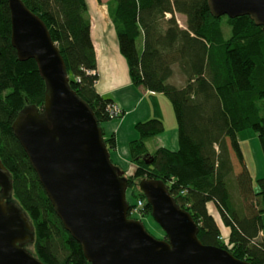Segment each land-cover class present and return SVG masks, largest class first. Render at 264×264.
<instances>
[{
  "label": "trees",
  "instance_id": "trees-1",
  "mask_svg": "<svg viewBox=\"0 0 264 264\" xmlns=\"http://www.w3.org/2000/svg\"><path fill=\"white\" fill-rule=\"evenodd\" d=\"M22 1L47 25L71 87L100 124L112 121L115 116L107 106L113 101L95 88L97 55L86 0ZM107 5L132 81L165 95L178 124V150L160 149L153 155L145 140L163 133L164 122L150 119L136 125L140 138L130 149L138 168L135 180L125 176L128 188H134L133 197L127 191L129 206L146 201L139 188L143 179L163 180L199 225L198 237L205 245L264 264V239H259L264 232V178L254 179L239 139L241 131L254 130L264 153V27L250 16H224L232 28L226 37L224 17L211 13L208 0H109ZM176 13L187 17V28L180 27ZM11 37L9 0H0V159L12 176L14 198L34 225L37 257L45 264H90L55 213L14 134L13 123L23 109L43 110L46 84L34 59L18 60ZM174 67L186 78L182 87L169 82ZM105 140L111 153L115 137ZM172 178L176 186L168 184ZM211 202L230 229L231 249L209 211ZM145 212H152L147 201Z\"/></svg>",
  "mask_w": 264,
  "mask_h": 264
},
{
  "label": "water",
  "instance_id": "water-1",
  "mask_svg": "<svg viewBox=\"0 0 264 264\" xmlns=\"http://www.w3.org/2000/svg\"><path fill=\"white\" fill-rule=\"evenodd\" d=\"M208 4L218 18L250 16L264 27V0ZM9 9L18 60L34 59L46 84L43 110L26 107L12 128L55 213L90 264H252L205 245L199 225L163 180L145 178L139 188L168 240L155 238L141 221L129 218L125 171L112 161L95 112L71 87L47 25L22 0H9ZM34 242V225L14 198L12 176L0 159V264H45L27 249Z\"/></svg>",
  "mask_w": 264,
  "mask_h": 264
},
{
  "label": "crops",
  "instance_id": "crops-1",
  "mask_svg": "<svg viewBox=\"0 0 264 264\" xmlns=\"http://www.w3.org/2000/svg\"><path fill=\"white\" fill-rule=\"evenodd\" d=\"M105 9L106 6L103 3L93 6V10H90L89 13L91 36L97 55L98 81L95 88L101 96L116 103L124 113L122 118L102 124V128L105 138L115 137L116 140V149L111 152L112 161L116 166L125 167L130 161L129 144L140 138L136 130L138 123L150 119H160L164 122L165 131L145 141L151 155L160 148L171 151L178 150V124L173 106L165 95L149 92L143 87L136 86L132 81L128 62L120 51L116 29L109 17L108 10ZM140 45L142 47V40ZM239 139L245 158L246 152H250L253 158L255 156L258 159L259 169L264 174V166L259 160L262 150L257 137L246 138L239 135ZM245 141L250 143L248 148ZM248 167L250 168L249 165ZM252 175L256 180L260 173L258 172L256 175L252 173ZM213 205V202L208 204L209 211L217 221L222 235L227 236L230 234V229L223 222H219L217 217L220 215L217 209L213 210Z\"/></svg>",
  "mask_w": 264,
  "mask_h": 264
},
{
  "label": "rangeland",
  "instance_id": "rangeland-1",
  "mask_svg": "<svg viewBox=\"0 0 264 264\" xmlns=\"http://www.w3.org/2000/svg\"><path fill=\"white\" fill-rule=\"evenodd\" d=\"M87 2V5H88V10H89V13H90V10H93V6H96V5H99V4H105L106 6V9L108 10V0H86ZM105 9V10H106ZM108 14H109V10H108ZM110 17V15H109ZM175 17L177 19V22L178 24L180 25V27L182 28H187V17L185 15H182V14H179V13H176L175 14ZM224 17V16H223ZM226 17V16H225ZM221 18V25H222V28L223 30L225 31V34H226V37H230L231 34H232V28L229 26L228 24V21L226 18ZM111 19V17H110ZM141 46V45H140ZM141 49V47H140ZM79 81V80H78ZM185 81H186V78L185 76L182 74L181 70L178 68V67H174V75L173 77L171 78V80L169 81L170 83L178 86V87H182L185 85ZM113 105V106H112ZM108 110L110 111V113L113 115L115 110L119 107L116 103H111L109 104L108 106ZM153 107V106H152ZM121 110V109H120ZM122 114V115H121ZM124 115V113L121 111L118 115L115 116V119H118V118H122V116ZM165 116L167 117V114H165ZM160 135V134H159ZM240 135L243 137H246V138H251V137H257L259 143H260V140H259V137L257 135V133L252 130V129H248V130H244V131H241L240 132ZM158 136V135H157ZM156 137V136H155ZM111 138V137H110ZM154 138V137H153ZM150 139V138H149ZM147 139V140H149ZM146 141V140H145ZM132 143V142H131ZM131 143L129 144V162H128V165L123 167V166H118L122 171H125V176L128 178V179H133L135 180V178H133V175L136 171V169L138 168V164L136 163V161H133L132 159V156H131ZM146 143V142H145ZM245 145L246 147L248 148V146H250V143L248 141H245ZM245 145L243 146L244 150H245ZM147 147V146H146ZM260 147H261V143H260ZM116 149V148H115ZM161 149V148H160ZM158 149V150H160ZM157 150V151H158ZM261 150H262V147H261ZM156 151V152H157ZM155 152V153H156ZM150 156V154H147ZM149 158V157H147ZM260 162H261V165L264 166V153H263V150H262V156L260 157ZM246 161H247V164L250 166L251 168V171L254 175H256L258 172L260 173V176L258 177V179H261V178H264V174L261 173V169H259V163H258V159L254 156L253 158V155L250 153V152H246ZM138 182V181H136ZM166 185H167V182H165ZM172 186H176L177 185V182L176 180H174L173 178L170 180V182L168 183ZM127 187H128V184H127ZM131 189H127L128 191V195L131 194V197H133L132 193H131V190L134 189L133 187H130ZM186 193V190H183L182 191V194L185 195ZM172 195V193H170ZM173 196V195H172ZM174 197V196H173ZM175 198V197H174ZM143 199H138L136 201V203L138 204L139 201H142ZM237 200L239 201V199L237 198ZM146 204V201L143 200ZM148 203V202H147ZM182 203L183 200H182ZM146 206V205H145ZM235 206H236V201H235ZM217 207L215 205H213V210H216ZM132 210H135L133 213L130 214L129 218L130 219H134V220H139L141 221L144 226L146 227V229L149 231V233L151 235H153L155 238L159 239V240H168L167 239V235H166V232L164 231V229L156 222V220L152 217V215H147L146 212H145V208H144V204L138 206L137 208H133ZM219 213V212H218ZM217 214V213H216ZM218 216V214H217ZM217 218H219V222L221 223L222 220L220 219V216H218ZM156 230H160L162 232V235L161 236H158L156 235ZM230 237V234L227 235ZM225 234L224 236L222 235L224 241H226V243H228V247L229 249L232 248V246L229 244V237H227ZM36 239V238H35ZM259 239L263 240L264 239V232H262L259 236ZM36 242V241H35ZM35 242L34 243H30L28 246H27V249L37 257L36 255V250H35ZM38 258V257H37Z\"/></svg>",
  "mask_w": 264,
  "mask_h": 264
},
{
  "label": "built area",
  "instance_id": "built-area-1",
  "mask_svg": "<svg viewBox=\"0 0 264 264\" xmlns=\"http://www.w3.org/2000/svg\"><path fill=\"white\" fill-rule=\"evenodd\" d=\"M88 74H91V73H88ZM112 106H113V105H112ZM120 112H121V110H120V108L118 107V108L115 110L113 116L118 115ZM141 204H142V205L144 204V208H145V205H146L145 202H144L143 200H142V201H139L138 204L135 203L134 206H132V207L129 208V213H128V215L130 216V214L133 213V212L135 211V210H132L133 208H137V207L140 206Z\"/></svg>",
  "mask_w": 264,
  "mask_h": 264
},
{
  "label": "bare ground",
  "instance_id": "bare-ground-1",
  "mask_svg": "<svg viewBox=\"0 0 264 264\" xmlns=\"http://www.w3.org/2000/svg\"><path fill=\"white\" fill-rule=\"evenodd\" d=\"M156 235L161 236L162 232L160 230H156Z\"/></svg>",
  "mask_w": 264,
  "mask_h": 264
}]
</instances>
